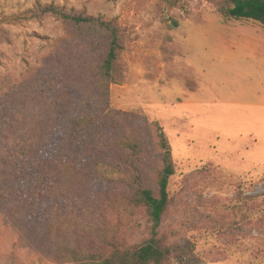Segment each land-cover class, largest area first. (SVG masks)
I'll return each instance as SVG.
<instances>
[{
  "label": "rangeland",
  "instance_id": "rangeland-1",
  "mask_svg": "<svg viewBox=\"0 0 264 264\" xmlns=\"http://www.w3.org/2000/svg\"><path fill=\"white\" fill-rule=\"evenodd\" d=\"M219 1L0 0V186L10 187L0 199V264H62L49 240L55 217L67 242L94 241L119 222L136 243L145 218L127 208L133 178L118 141L142 140L137 167L152 185L161 153L152 122L175 170L163 224L172 264H264V29L221 19ZM38 4L117 25L123 51L106 99L93 79L105 37L19 17ZM37 137L33 160L13 170ZM67 157L81 181L62 191L56 167Z\"/></svg>",
  "mask_w": 264,
  "mask_h": 264
},
{
  "label": "trees",
  "instance_id": "trees-1",
  "mask_svg": "<svg viewBox=\"0 0 264 264\" xmlns=\"http://www.w3.org/2000/svg\"><path fill=\"white\" fill-rule=\"evenodd\" d=\"M171 8L184 9L187 0H162ZM216 12L221 19L233 21L254 22L264 29V0H220L216 5ZM50 16L62 20L75 28V31L85 34L86 37L102 35L106 39V50L102 61L96 66L93 72V79L103 92L106 99L108 88L111 84H116L118 80V59L123 51L120 41L119 28L112 21H104L92 16H84L67 11L65 8L55 5H36L34 8L24 11L19 17L22 20H39L42 17ZM17 19L16 17L14 18ZM151 126L155 132L156 146L161 151L158 166L152 170L153 183L145 185L142 182V174L137 164L147 157L146 148L142 140L134 135H123L118 145L123 150L126 158L124 163L131 172L133 182L128 198V207L132 211H141L145 218L143 235L136 243H126L123 239L121 224L116 222L111 229L102 232L94 241L67 242L62 233L63 224L57 221L58 217L52 219L50 223L49 237L51 249L56 261L62 264H172V251L169 234L165 232L163 224L167 221L171 209L172 198L168 192V181L174 175V164L172 161L169 144L166 141L162 130L157 122H152ZM37 137L28 144L21 146V150L14 159L13 170L19 165L22 159L33 160L32 151L38 149L42 143ZM70 157L63 158L57 164L60 175L56 185L62 186L63 191L66 186H77L81 177L76 178L73 171L75 166L69 161ZM18 160V161H17ZM6 181V180H5ZM3 180H0L2 184ZM2 187V188H1ZM10 187L0 186V199L8 198L5 195ZM242 202L237 205V213L241 217L245 214L241 208H246L252 202L251 197L240 198ZM109 206V203H108ZM105 206V209L108 207ZM114 209V206H111ZM131 226H129V230ZM88 234V228L83 226L80 232Z\"/></svg>",
  "mask_w": 264,
  "mask_h": 264
}]
</instances>
